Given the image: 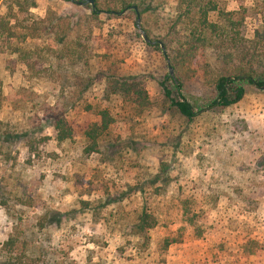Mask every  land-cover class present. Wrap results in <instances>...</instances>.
Wrapping results in <instances>:
<instances>
[{
    "label": "rangeland",
    "instance_id": "rangeland-1",
    "mask_svg": "<svg viewBox=\"0 0 264 264\" xmlns=\"http://www.w3.org/2000/svg\"><path fill=\"white\" fill-rule=\"evenodd\" d=\"M220 1L234 20L242 19L241 35L254 43V56H264V0ZM34 4L31 13L40 18L48 12L62 17L88 12L64 0ZM154 12L138 10L139 28L136 16L102 15L94 31L96 36L111 33L120 43L119 74L144 82L149 97L144 110L125 98L104 100V83L94 81L78 108L75 98L64 95L71 90L70 84L62 85L67 73L59 72L57 83L32 84L14 56L0 54L4 94L13 98L19 92L25 102L5 113L16 134L5 139L0 133V264H196L204 255L200 240L187 238L158 252L180 225L182 205L196 216L206 208L217 211L216 218L231 229L225 250L238 251L242 262L248 250H255L242 246L247 235L264 246V88L246 86L238 103L202 111L192 121L183 118L159 85L169 73L168 49L161 44L163 54L142 37L147 30L155 44L167 31L172 13L158 17ZM206 60V71L194 70L203 85L190 83L186 69H172L189 98L208 92L205 82L223 66L216 53H206ZM79 84L75 89L81 90ZM98 106L107 108L113 121L98 150L89 152L82 133L99 122ZM48 109L64 115L73 131L70 139L57 141ZM143 212L158 221L144 232L132 228ZM136 236H148L147 247L133 248Z\"/></svg>",
    "mask_w": 264,
    "mask_h": 264
},
{
    "label": "trees",
    "instance_id": "trees-1",
    "mask_svg": "<svg viewBox=\"0 0 264 264\" xmlns=\"http://www.w3.org/2000/svg\"><path fill=\"white\" fill-rule=\"evenodd\" d=\"M34 1L0 0V10L4 8V13L0 11V54L14 56L12 61L25 67L28 82L32 84L57 83L61 78L59 72H65L64 75L67 73L70 78H61L62 85L70 84L71 90H67L64 95L67 99L69 96L75 98L79 103L78 108L82 99L86 100L93 81L104 83V100L111 97L125 98L138 110L148 107L149 97L144 82L137 77L124 78L119 74L117 48L121 47L120 43L113 39L111 33L94 34L100 16H136L133 7L140 14L155 11L153 14L158 17L165 15L168 10L172 13L164 37L153 42L155 44L150 41L146 45L161 47L162 44L165 50L168 49L169 54L164 57L170 67L176 73L186 69L190 83L200 82L203 85L201 75L194 70L201 67L206 71V66H203L207 61L206 53H216L224 59L223 66L205 82L208 92L199 93L203 95L200 98L193 99L183 94L185 82L181 77H173L168 73L160 78L162 96L183 118L192 121L202 111L224 109L238 103L244 97L246 86L264 88V56H254V43L241 35L242 19L234 20L233 12H227L220 0H93V5L77 4L86 0H64L88 12H80L76 17H62L48 12L43 18L31 13L36 8ZM170 2H173L171 11ZM165 4L168 6L163 7ZM144 33L149 38V32L144 30ZM78 84L81 90L75 89ZM20 90L24 91L25 87ZM174 93L177 98L173 97ZM18 94L9 98L4 94L0 82V133L4 134L5 139L10 134H16L5 120V113L12 112L17 103L25 105L22 98L19 100ZM87 107L89 109L91 105ZM48 111L52 114V127L56 131L57 141L61 143L70 139L73 131L62 118L64 115ZM96 115L99 122L89 124L82 133L89 143L86 147L89 152L98 150V140L113 121L105 107L98 106ZM177 212L180 225L162 240L158 249L160 254H164L170 245L191 238L200 240L204 246L203 258L196 264L261 263L264 246L256 236L245 237L247 240L242 246H254L255 250H248L243 262L238 251L233 253L232 250L227 254L225 235L231 233V229L225 226L223 218H216L217 211L206 208L202 216H196L190 213L186 205H182ZM157 223L152 214L143 212L132 228L144 232ZM227 223L231 224V221ZM149 241L148 236H136L133 248H145ZM250 256L255 257L253 262H249Z\"/></svg>",
    "mask_w": 264,
    "mask_h": 264
},
{
    "label": "water",
    "instance_id": "water-1",
    "mask_svg": "<svg viewBox=\"0 0 264 264\" xmlns=\"http://www.w3.org/2000/svg\"><path fill=\"white\" fill-rule=\"evenodd\" d=\"M93 3H94V1L93 0H86L85 2H77V4L78 5H83V4H90V5H93ZM133 9L135 10V12H136V17H137V20H136V25H137V27L139 28V13H138V10H137V8L136 7H133ZM142 37H143V39H144V41L145 42H150L149 40H148V38L146 37V35L144 34V32H142ZM162 47V46H161ZM162 52H163V54H165V51H164V49H163V47H162ZM169 75L170 76H173L172 75V68L169 66ZM261 89H263V87H261Z\"/></svg>",
    "mask_w": 264,
    "mask_h": 264
}]
</instances>
